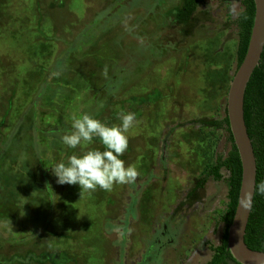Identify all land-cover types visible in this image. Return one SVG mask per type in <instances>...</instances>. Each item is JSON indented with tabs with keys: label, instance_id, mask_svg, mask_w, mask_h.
<instances>
[{
	"label": "rangeland",
	"instance_id": "374dc122",
	"mask_svg": "<svg viewBox=\"0 0 264 264\" xmlns=\"http://www.w3.org/2000/svg\"><path fill=\"white\" fill-rule=\"evenodd\" d=\"M183 2L0 0V179L16 197L0 218V264L210 260L228 185H196L230 147L212 122L236 72L243 3L205 0L179 21ZM122 112L137 121L122 157L135 182L81 194L52 172L47 185L40 158L81 152L61 141L74 116L113 125Z\"/></svg>",
	"mask_w": 264,
	"mask_h": 264
},
{
	"label": "trees",
	"instance_id": "16d2710c",
	"mask_svg": "<svg viewBox=\"0 0 264 264\" xmlns=\"http://www.w3.org/2000/svg\"><path fill=\"white\" fill-rule=\"evenodd\" d=\"M205 0H184L177 10L176 17L179 21L191 19L198 6ZM243 9L234 19L238 29V44L236 50V70L241 65L247 53L252 28L255 18L254 0H242ZM78 44H76L77 47ZM75 47V48H76ZM245 120L249 135L252 139L255 156L257 160V181L254 196L253 208L247 225L245 241L254 250L264 251V191H261V184L264 183V51L260 64L254 70L245 94ZM212 124L222 129L227 134L229 149L226 155L219 154L215 160L207 164L196 187L202 188L210 178L215 181L225 180L228 185V202L225 210L220 215V220L224 224L221 243L218 246L210 244L213 254L205 264H241L232 256L228 248V229L231 225L236 207L242 181V163L239 151L234 141L230 129L227 108L225 116L215 119ZM40 158V157H39ZM41 173L44 174L47 185L53 177L50 162L44 159L39 160ZM225 171V173L223 172ZM12 182L6 178L0 179V218L5 217V200L13 201L16 197L13 191ZM16 190V189H15ZM9 191L11 193H9ZM16 193V192H15ZM15 201V200H14ZM5 235V234H4Z\"/></svg>",
	"mask_w": 264,
	"mask_h": 264
},
{
	"label": "clouds",
	"instance_id": "9594fccd",
	"mask_svg": "<svg viewBox=\"0 0 264 264\" xmlns=\"http://www.w3.org/2000/svg\"><path fill=\"white\" fill-rule=\"evenodd\" d=\"M119 121L108 125L88 114L74 116L71 131L64 134L61 141L69 149L79 147L81 152L61 159L51 167L57 183L78 185L82 194L97 188L110 192L114 185L135 182L137 169L122 159L128 148V133L137 123L135 114L122 112ZM97 140L103 150L88 147ZM260 188L264 191V183Z\"/></svg>",
	"mask_w": 264,
	"mask_h": 264
},
{
	"label": "water",
	"instance_id": "95a60500",
	"mask_svg": "<svg viewBox=\"0 0 264 264\" xmlns=\"http://www.w3.org/2000/svg\"><path fill=\"white\" fill-rule=\"evenodd\" d=\"M254 2L255 18L247 53L233 76L227 96L230 129L242 163L238 204L228 229V248L234 259L241 264H264V251L251 249L245 241L257 181V160L245 120V94L264 51V0Z\"/></svg>",
	"mask_w": 264,
	"mask_h": 264
},
{
	"label": "flooded vegetation",
	"instance_id": "af4514ba",
	"mask_svg": "<svg viewBox=\"0 0 264 264\" xmlns=\"http://www.w3.org/2000/svg\"><path fill=\"white\" fill-rule=\"evenodd\" d=\"M227 96H228V93H227ZM226 108H227V98H226V103H225V105L223 106V109H222L223 115L220 116V118L223 117V116H225Z\"/></svg>",
	"mask_w": 264,
	"mask_h": 264
}]
</instances>
